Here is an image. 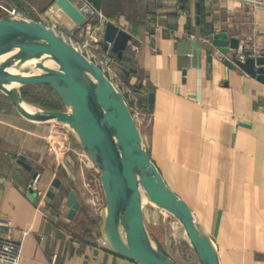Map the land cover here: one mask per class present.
I'll return each mask as SVG.
<instances>
[{
    "label": "crops",
    "instance_id": "1",
    "mask_svg": "<svg viewBox=\"0 0 264 264\" xmlns=\"http://www.w3.org/2000/svg\"><path fill=\"white\" fill-rule=\"evenodd\" d=\"M0 4L16 7L18 16L40 20L74 43L86 42L98 58L110 57L113 72L137 90L148 113L141 136L150 158L199 218L221 264H264V81L257 71L226 63L236 51L229 48L225 55L213 43L215 34L225 33L264 59V3L101 0L93 20L79 25L55 0ZM107 22L131 36L122 58L91 42V35L102 36ZM117 64L132 71L122 76L113 67ZM259 66L264 69V60ZM69 132L25 116L0 92V216L11 222L13 237L27 231L19 264H139L107 246L99 212L77 183L78 171L61 161L67 146L78 144ZM82 171L99 179L93 163ZM54 177L66 189L55 190L51 199L47 191ZM70 189L79 200L72 218L65 204ZM147 216L144 210L146 224ZM176 237L178 247L181 237Z\"/></svg>",
    "mask_w": 264,
    "mask_h": 264
},
{
    "label": "water",
    "instance_id": "2",
    "mask_svg": "<svg viewBox=\"0 0 264 264\" xmlns=\"http://www.w3.org/2000/svg\"><path fill=\"white\" fill-rule=\"evenodd\" d=\"M100 9L101 0H88ZM57 7L75 24L84 19L77 0H55ZM130 34L107 22L102 36L91 42L104 51L122 58ZM213 43L227 55L235 50L228 64H236L264 81L263 55L238 45V39L225 33L214 35ZM236 54H244L239 59ZM33 65L52 85L64 110L44 109L25 100L12 80L24 67ZM126 76L132 68L113 66ZM0 92L25 116L53 122L66 127L76 142L87 151L99 170V181L105 205L99 211V230L107 246L117 254L139 264H178L167 251L152 239L144 220V203L172 215L185 230L200 264H221L217 249L191 207L166 183L142 142L123 93L117 89L102 68L52 27L36 19L21 16L0 17ZM149 104L153 93L148 95ZM20 161L26 164L24 157ZM30 168V166H28ZM36 177V173L33 175ZM59 177L51 181L47 196L55 190L65 191ZM67 217L72 218L78 207L76 192L66 195Z\"/></svg>",
    "mask_w": 264,
    "mask_h": 264
},
{
    "label": "rangeland",
    "instance_id": "3",
    "mask_svg": "<svg viewBox=\"0 0 264 264\" xmlns=\"http://www.w3.org/2000/svg\"><path fill=\"white\" fill-rule=\"evenodd\" d=\"M56 32L60 34V31L56 30ZM65 37L67 36L65 35ZM18 73L19 74L13 78L12 84L25 100L44 109H47V107L50 106L58 108L63 106L64 108L61 99L53 90L51 82L43 76V72L38 66H26ZM145 120H147V118H145ZM142 127L140 128L141 132H143ZM72 144H70V146L75 149L74 151H65L62 158L60 155H55L54 158H61L63 163L64 160L67 159L70 167L74 169V171H78L79 180L77 183L82 187L89 178H92V175H88L87 173L84 174L85 171L83 172L82 169L84 170L86 164L90 166L92 161L85 149L86 154L79 144H77L78 146ZM49 145L51 146V144ZM144 145L146 146L145 142ZM79 153H84L83 161L80 158ZM144 210L148 215V221L150 220L149 223L146 224L149 234L162 250L167 251L178 264H200L197 254L190 244L185 230L172 215L162 209L151 206L147 202L144 203L143 212ZM151 211H153L152 213L154 214L150 219L149 213ZM153 219L156 220V224L153 222ZM171 227L173 228V231ZM173 234L177 235V237H181V240L176 237V239L179 240L177 243L178 247H176V243L173 241Z\"/></svg>",
    "mask_w": 264,
    "mask_h": 264
},
{
    "label": "built area",
    "instance_id": "4",
    "mask_svg": "<svg viewBox=\"0 0 264 264\" xmlns=\"http://www.w3.org/2000/svg\"><path fill=\"white\" fill-rule=\"evenodd\" d=\"M78 9L83 13V21H91L98 14L97 9L92 6L88 0H77ZM252 3H264V0H249ZM0 17L4 16H18L19 12L14 6H9L5 4H0ZM65 39L70 41L75 47H77L81 52H83L88 58L97 63L104 73L109 77L114 86L119 89L128 103L131 114L138 125L139 129L142 127L145 122V118L148 117V113L141 108L140 97L136 90L133 87H129L122 80V78L113 72L112 69V59L107 56H101L98 58L94 54L88 52L86 47V42L78 43L73 42L71 37H65V34H61ZM96 35H91L90 38L95 37ZM88 40V39H87ZM141 131V129H140ZM74 151L75 149L71 146H67L66 151ZM85 154L86 151L82 149ZM78 154V153H77ZM82 161L84 160V153H79ZM37 178V175H36ZM36 178L33 180L32 186L36 182ZM82 188L86 191V197L88 203L92 210L98 213L101 208L105 205V198L103 195L102 187L98 178L93 179L89 178L86 183L82 185ZM41 194V192L39 191ZM13 227L9 219L0 216V264H19L21 249L23 245L24 238L27 234V231H21L19 237L12 236ZM4 233L3 235H1ZM51 264H55L54 261Z\"/></svg>",
    "mask_w": 264,
    "mask_h": 264
},
{
    "label": "trees",
    "instance_id": "5",
    "mask_svg": "<svg viewBox=\"0 0 264 264\" xmlns=\"http://www.w3.org/2000/svg\"><path fill=\"white\" fill-rule=\"evenodd\" d=\"M136 92H137V90H136ZM47 109L64 110L63 106H61V108L50 106V107H47Z\"/></svg>",
    "mask_w": 264,
    "mask_h": 264
}]
</instances>
